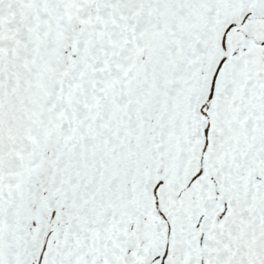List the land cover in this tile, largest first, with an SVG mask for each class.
<instances>
[{
    "label": "snow or ice",
    "instance_id": "6c2138e0",
    "mask_svg": "<svg viewBox=\"0 0 264 264\" xmlns=\"http://www.w3.org/2000/svg\"><path fill=\"white\" fill-rule=\"evenodd\" d=\"M0 264H264V0H0Z\"/></svg>",
    "mask_w": 264,
    "mask_h": 264
}]
</instances>
